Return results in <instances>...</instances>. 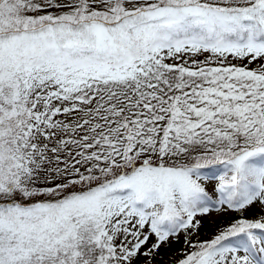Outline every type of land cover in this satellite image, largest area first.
I'll list each match as a JSON object with an SVG mask.
<instances>
[{"label":"snow or ice","instance_id":"6c2138e0","mask_svg":"<svg viewBox=\"0 0 264 264\" xmlns=\"http://www.w3.org/2000/svg\"><path fill=\"white\" fill-rule=\"evenodd\" d=\"M173 245L264 264V0H0V264Z\"/></svg>","mask_w":264,"mask_h":264},{"label":"rangeland","instance_id":"374dc122","mask_svg":"<svg viewBox=\"0 0 264 264\" xmlns=\"http://www.w3.org/2000/svg\"><path fill=\"white\" fill-rule=\"evenodd\" d=\"M254 212L248 213L247 215L251 216L254 215ZM232 217H228L227 219H231ZM214 230V226L208 228L206 231L211 232ZM202 238H207V236H202ZM180 247V245H173L170 248H163L161 249V257L162 259L158 261V264H169L170 258L173 257L175 254L176 250Z\"/></svg>","mask_w":264,"mask_h":264}]
</instances>
